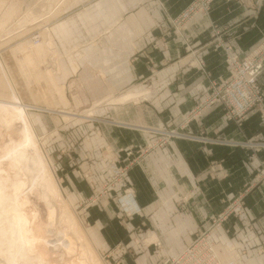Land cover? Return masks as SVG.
Segmentation results:
<instances>
[{
  "label": "crops",
  "instance_id": "crops-1",
  "mask_svg": "<svg viewBox=\"0 0 264 264\" xmlns=\"http://www.w3.org/2000/svg\"><path fill=\"white\" fill-rule=\"evenodd\" d=\"M22 1L34 8L41 2ZM193 1L70 0L50 25L60 68L55 78L60 93L49 86L41 65L44 46L38 54L24 50L31 40L28 34L2 51L27 103L80 113L103 102L93 108L91 119L92 114L81 118L40 108L35 110L34 123L50 143L64 144V161L55 144L49 150L74 202L82 204L103 187L98 195L101 200L84 208L97 245L110 251L117 244L132 241L137 245L142 240V245L133 248L136 255L126 253L124 259H116L123 260L120 264H133V258L136 264L139 257H145L147 264L156 260L159 264L180 254L210 228L213 216L228 212V205L239 195L245 196L249 206L244 224L255 227L258 241L252 249L256 256L247 257V264L264 262V146H257L255 152L253 147L175 136L159 150L141 152L153 145L158 135L152 129L159 127L183 134H220L233 140L254 133L264 137L258 112L250 114L240 128L227 124L222 109L209 110L202 119L187 122L190 117L186 118L191 110L194 113L202 93L200 84L216 81L225 72V52L210 45L205 57L214 75L204 77L190 65L196 61L193 57L200 58V42L210 38V23L223 28L226 39L234 37L239 53L247 55L264 39V4L247 7L213 0L209 19L199 16L183 32L179 25L174 29L172 20L179 19ZM260 80L264 81V75ZM141 89L149 91L137 102H104L110 96ZM75 94L83 101L78 108ZM113 162L128 170L123 183L107 188ZM254 170L260 171L257 183L249 186ZM232 220V216L226 220L224 231L231 230ZM255 235L246 233L245 250L249 251L248 243Z\"/></svg>",
  "mask_w": 264,
  "mask_h": 264
},
{
  "label": "rangeland",
  "instance_id": "rangeland-1",
  "mask_svg": "<svg viewBox=\"0 0 264 264\" xmlns=\"http://www.w3.org/2000/svg\"><path fill=\"white\" fill-rule=\"evenodd\" d=\"M69 1L70 0H66V1H64V0L63 1L62 0H41V2L34 8L33 6H31V4L30 5L25 4V1L23 2L22 0H5L4 1L5 5L2 8L3 10L1 9L2 11L0 13V19L2 17H4V16L1 17V15L5 14V12L3 13V11L7 12V10L9 8H11V4H12V7H14L15 9H14V14L12 13L13 11L11 12L12 17L11 16H10L11 18L8 17L9 18L8 23L5 25V27H4V25H2V27H4V28H0V41L2 39L4 40V38L7 37L4 41L2 40L0 42V55L3 56L4 60L6 61V58L2 52L3 48H5L12 41L16 40V38L28 34L27 36H29L31 40H30L28 47L24 48V50L26 51L27 49H30L33 46L31 41H32V38L34 36L41 33L43 36V39L48 37V34H47L48 31H46V30L50 29L51 23H53V21L57 17L60 16L61 12H63V10H65V7H67ZM212 1L213 0H194L193 3L190 4L183 11L184 13L179 17V19H177L175 21L172 20V23L174 25V29L177 30L178 27L181 26L180 29L183 32V30L185 28H187V26L191 22H193V20L198 18L199 16H203V17H206L207 19H209V16H210V13L212 10V8H211ZM228 1H235L238 4L243 5V6H247V7L248 6L252 7V4H255L258 6H261L262 4H264V0H228ZM5 16H7V15H5ZM8 16H9V14H8ZM4 18H2V19H4ZM6 21H7V19H6ZM33 23H34V25H31ZM36 26H38V28H35ZM40 26L46 30L45 31H42L43 29L40 30L41 29ZM209 27H210V38H208V36H207V38H206L207 40L205 42H200L201 48H200V51L197 52V54H199L198 58L199 57L200 58L197 60V58L193 57V59L196 61L194 63L191 62L190 65L196 66L197 68H199L201 70L200 71L201 74L204 77L208 78L210 76H213L215 73L214 72L215 69H213V68L210 69L209 67H207L206 57H205L207 55L206 53H208V51H209V45H210L213 49L215 48L216 50H223L225 52V54H226V58L224 60L225 72L222 76L218 75V79H216V81L214 79L213 81H210L207 85L203 84V83L200 84L201 92H202L201 96L197 100L194 113H193V110H191L190 112H188L186 114V118L188 116L190 117V118H188L187 122L194 120L196 118L202 119L204 114L207 111H209V110L211 111L214 108L216 110L222 109V111H224L222 117L224 120H226L227 124H234L236 127L238 126L239 128L242 126L243 122L250 116V114L257 113V112L260 114L261 120H263L262 122H264V81L260 80L261 76L264 75V66H263L261 72L258 74V76H256V81H257V84L259 86L257 96H259V98L262 99V101H257V97H253L255 99L254 104L252 106H250L249 108H247L244 112H240L237 110V103H235L237 101H231V98L236 99L237 95L242 96V93H241L242 90L237 85H243L244 86V82L235 83L233 85L231 84L230 89H228L229 86H226V85H228V82L238 81L240 79L241 75L244 76L240 72L239 69L248 58H251L254 56L251 59H253L254 61L260 60L261 55H264V49H261L262 47H264L263 46L264 45V39L256 47H254L247 55H241L236 48V44L234 43V40H235L234 37L226 39L224 37L223 28L221 29L220 26H218L215 23L211 22ZM19 30H21V31H19ZM12 33H15V34L12 35ZM49 37H50V35H49ZM184 39H185L184 42L188 40V38H184ZM190 47H192V46H190ZM190 47L188 48V52H192V51H190L191 50ZM261 50H262V54L256 55V53L258 51H261ZM49 57L47 60L50 59ZM47 62L49 63L51 61H47ZM6 63H7V61H6ZM10 70H11V68H10ZM15 83H16V80H15ZM16 85H17V83H16ZM17 88H18V85H17ZM141 90L143 92L138 91V90H136V91L135 90H129V91L123 92V93L115 95V96H110V97L106 98L104 100V102H107V103H123L125 101L126 102H129V101L137 102V101H139L140 95L146 96L145 95L146 91H149V89H141ZM140 92H142V93H140ZM21 95H22V93H21ZM22 97L24 98V103L30 106L28 112L31 116V119H32L34 126H35V123H34L35 110H38L40 108L42 111L44 110V111H48V112L72 114V116H75V117L80 116L81 118H88L87 115L92 114V116H90L88 118V119H91V118H93V108L95 106H98V105L103 103V102L96 103L92 107L86 108L80 113H74V111H72L69 108L68 109L67 108H51V107L43 108V107L37 106L35 104L32 105V104L27 103V100L23 95H22ZM74 100H75L76 108L80 107L83 103V101L81 100V98L79 97L78 94L74 95ZM81 108H84V107H81ZM200 122L203 125L202 121H200ZM23 128H24L23 123L19 120L14 121L10 127L7 126L6 124L4 125L2 122H0V176H2L0 179V183H3L2 178H4V177L6 179V182H9L8 176H11L12 178L14 177V175L17 176V174H15V172L17 171V169H15L17 167L16 166L17 162H15V157H13V155L17 154L18 156H22V154H26V150H27V148L23 145V143L25 142V136L22 132ZM170 128L169 127H166V128L159 127V128H155V129L153 128L152 129L153 132H155L156 130H159V129L164 131V132H156L158 137L156 138L155 141L161 142L162 140L167 139L168 141L166 143H168L175 136H177V137L181 136L180 138H187L190 140L199 139V140L206 141V142L212 141L214 144L232 145L234 147H236V146L237 147L242 146L245 148H252L253 147L252 149H254L257 146H261V147L264 146V137L263 136L261 137L260 134H256V133H254L252 136H250L248 138L233 140V139H227L224 136H220V134H217L215 136H209L208 134H197V133H192L189 131H188V133L183 134V133L178 132L179 130H177L175 128H171V129ZM35 129L37 131L38 137L40 138V141L42 142L43 148H44L46 154L48 155V157L51 161L55 175L58 178L61 187H63L62 189L64 190V192H66L65 194L67 196L68 203L65 204V206H66V208L69 209V211H71V213L73 215L75 214L74 217L76 218V220H78L77 225H79L78 227H79L80 231L82 230L84 233V234H82V240L81 241L77 240L79 243L77 241L74 242L73 240H75L76 236L73 233V230L67 226V223L63 218H60L61 215L58 217V215L60 214V209H61V208H58V207H60L59 202L57 203L56 201H54V202H56V204H55L56 216L53 217V219L50 221V214H51V212H50L51 207L50 206H53V204H52L53 198L52 197H50V199L44 198V196H43L44 190H42V188L40 187L41 186L40 184H37V186L35 185L34 188H32V187L28 188L27 191H29L31 188H32V191L30 190L31 192H29L27 194V196L29 198V203L27 205L28 207L26 206L27 214H29L30 220H32L33 217L35 218V219L33 218V220H32V222H33L31 225L32 233L30 235V238L32 237L31 239L34 240L33 238L37 237L34 240L37 242H35V244L33 242L34 246L31 248V250L34 249L33 250L34 253H32L33 251L32 252L30 251V254L31 253L34 254L32 256L35 257L36 263H38V264L39 263L64 264L65 262L66 263L69 262L70 264H73L72 261L74 259L78 260L79 256H81L80 255V253H81L80 249H82V250L88 249V246H89V248L92 247L90 249V252L93 253L92 255H94V256H92V255H89V256L90 257L92 256L93 258L98 259L102 264H120L121 261H119V260L124 259V255L126 253L136 255L137 252L133 248L135 246L138 247V245H142V240H139L137 245H134V243H132V241H130L131 243L126 242V244L119 245V246H117L118 245L117 244L116 246H114L112 248V250H110L112 252H110L108 250L103 251L97 245V243L95 241L96 238L94 235V231H93L92 227H90L87 224L86 214H85L86 211L84 208H87L88 206H91L92 204H95L96 202H99V200H101V197H99L98 195H99L100 191H102L103 187L97 188V190L95 189L96 192H94V194L92 196H88V198L82 204H80L81 202L79 204L74 202L71 199L70 195L68 194L69 191L66 187V182L63 179V176L61 175V172H60L61 168H59V166L55 163L53 155L50 153V150H49V147L52 144H55L57 147L56 151H57V154H58L60 160L64 161L65 160V154L67 153L64 146H63L64 144L63 143L60 144L58 141H57V143H52V141L50 143V140L45 139V137L37 130L36 126H35ZM169 132H176L178 134L177 135H170ZM166 143L161 148H163L166 145ZM23 149H25V150H23ZM159 149L160 148H158V150ZM252 149H250V150H252ZM254 150L256 152L257 148ZM254 150H252V151H254ZM66 156H68V155H66ZM250 159H251L250 162H252L253 159L251 157H250ZM253 167H255V166H253ZM253 173H254V177L252 178V180H250L251 183H249L250 184L249 186H251L253 183L254 184L257 183L256 178L258 177V173H260V171L257 172V170H254ZM20 175L22 178L24 177L23 179L30 178L29 174L23 175L21 173ZM29 181L30 180L28 179V182ZM121 183H123V182H121ZM124 185H126V182H124ZM7 186H9V184H7ZM114 186H116V184ZM43 189H44V186H43ZM128 189H129L128 187L124 188V192L126 193L127 191H129ZM242 196L243 195H239V196L233 198V200L231 202L232 204L228 205V207H227V208H230V210L228 212H226V218L219 221V226L214 227V229H216V231H218V233H217L218 236L215 239L213 238V236L216 232L213 229H212L213 235L211 234V237L214 239L212 241H219V240L223 241V242H218L217 245L216 244L215 245L217 247L216 250H217L218 255L224 261H227V262L233 261L235 258L234 256L236 255V261L233 264H247L248 263L247 262L248 260L246 261L247 257H248V259L254 258L256 255H253L254 252L252 249L257 248V242H258L255 239L256 238L255 227H252V225H249V227H246V225L248 223L244 224V222L247 221V220H245V216L248 214L247 208H249V206H248L247 202L245 201V196L243 198H242ZM48 200H51V202H52V203H50L51 205L48 204ZM57 209L59 210V212ZM57 213H58V215H57ZM220 214H222V213H218L216 216H213V217H217ZM37 215H39V216H37ZM231 216L233 219L232 220L233 225L231 226V230L225 228V231H224V229H223L224 223ZM54 218H57V219L60 218L62 221L60 219L55 220ZM213 221H214V218H212V222ZM240 223H242L243 225L242 224L240 225ZM39 229L42 230V232ZM47 229H53L54 231L52 232L51 235H47L48 234ZM55 229L57 231H55ZM247 231L250 233H253V235H255V237H252L251 242L248 243L249 244L248 245L249 251L245 250L246 248L243 246V240H245L246 233H248ZM38 233H40V234L38 235ZM65 235H67V239H66ZM208 235H209V233L207 232V234H205V236H208ZM73 236H75V237H73ZM85 236L87 238H84ZM88 238H89L90 244L85 243L86 241L88 242ZM47 239H54L53 240L54 242L53 243L51 242V244L50 243L46 244ZM84 239H86V241H84ZM68 240H69V242H68ZM65 242H67L69 245ZM226 242L229 243L231 246L232 245L235 246V247H232L233 252H231L229 250V248L226 246L227 245ZM76 243H78V245ZM35 246H37V247H35ZM79 246H81V247H79ZM23 247L24 246H21V248H23ZM73 248H74V250H73ZM124 248H125V250H123ZM35 249H37V250H35ZM75 249H77V250H75ZM38 250H40V251L46 250V253H44L45 251L42 252L44 255L45 254L47 255V256L45 255V257H43L45 259L42 258V255H43L42 253L37 252ZM68 250H69V252H68ZM259 250H261V249H259ZM259 250H257V252ZM87 251L89 252V249L85 251L86 254H87ZM18 252H20V251H18ZM245 252H246V254H245ZM39 253H40V255H39ZM67 253L68 254L71 253V254L68 255ZM16 254H17L16 256H21L20 255L21 252L16 253ZM51 254L53 255V257H51L52 256ZM86 254H85V256L82 254V257L83 256L86 257ZM260 254H262V253H260ZM67 255H68V258H67ZM75 255H76V257H75ZM241 256L242 257L245 256L244 261H242ZM2 258L3 257H0V262L2 264H5V262L8 264L7 259L5 258L6 260L3 261ZM117 258H119V260H116ZM71 259H72V261H70ZM133 259H134L133 264H135V258H133ZM47 260L50 262L48 263ZM51 260H53V261H51ZM76 260L73 261L74 264H76ZM83 260H85V259H83ZM41 261H43V262H41ZM78 262H79V260L77 261V263ZM136 262H137L136 264H147V260L145 257H139L136 260ZM69 263H67V264H69ZM121 263H123V260ZM153 263L156 264L158 262L156 260ZM223 263L226 264L225 262H222V264ZM124 264H127V262L124 261ZM251 264H257V262L254 261ZM258 264H264V262L260 261V262H258Z\"/></svg>",
  "mask_w": 264,
  "mask_h": 264
},
{
  "label": "bare ground",
  "instance_id": "bare-ground-1",
  "mask_svg": "<svg viewBox=\"0 0 264 264\" xmlns=\"http://www.w3.org/2000/svg\"><path fill=\"white\" fill-rule=\"evenodd\" d=\"M4 1L5 0H0V13L3 10L2 8L5 5ZM64 1H66V0H64ZM9 9L7 10V12L3 11V13L5 12V14L2 13L3 15H1V17L4 16L5 18L2 17L4 19H2V18H1L2 20L0 19V26H1L0 28H4L5 25L8 23V19L12 17L11 16L12 13L14 14L15 8L12 7V4H11V8H9ZM8 14H9V16H8ZM5 15H7V16H5ZM6 19H7V21H6ZM2 25H4V27H2ZM31 25H34V23ZM35 28H38V26H36ZM42 29L43 28L41 27L40 30H42ZM45 30L46 29H43L42 31H45ZM19 31H21V30H19ZM46 31H48L47 32L48 37L43 39V36L41 33H39L37 35L38 38H37V36L33 37L32 41H31L33 46L30 49H27L26 52H29L31 54H38V51L40 50L39 47L44 46L46 52L40 59L41 65L45 70L44 71V73L46 74L45 76L51 82L50 87L55 89L58 93H60L61 89L55 80L56 75L60 72V68H59V64H58V56H57V53L54 49V46L52 45L51 38L49 37L50 29H48ZM15 33H12V35H14ZM6 38L7 37H5L4 40ZM35 38H37V39H35ZM48 57L50 58L49 60H47ZM47 61H51L50 62L51 64L48 65ZM29 108H30V106L24 103V99L21 95L20 89L17 88L15 80L12 77V73H11L9 65L4 60L3 56L0 55V122H2L4 125L6 124L7 126L10 127L14 121H17V120L21 121L23 123V127H24L22 132L25 136V142L23 143V145L27 148L26 154H22V156H18L17 154L13 155V157H15V162H17V164H16L17 167L15 168V169H17V171L15 172V174H17V176L14 175L13 178L11 176H8L9 182H6V179L4 177V178H2L3 183H0V190H1L0 191V257H3L2 258L3 261H5L7 259L8 264H38L35 261V257L32 256V255H34V254H32V253H34V251H33L34 249L31 250V248L34 246L33 242H34V244H35V242H37V241H34L37 237L36 238L34 237L33 238L34 240L31 239L32 237L30 238V235L32 233L31 225L33 223L32 220L34 217L32 216L33 218H32V220H30L29 214H27V209H26V206L29 203V198H28L27 194L29 192H31L32 188H34L35 185L37 186V184H40L41 186L40 185L39 186L42 188V190H44L43 191L44 198H46V199L47 198L50 199V197L53 198V200H52L53 203L51 202V200H48L49 205H51L50 203L53 204V206H50L51 207L50 208V212H51L50 221L53 219V217L56 216L55 204H56V202L57 203L59 202L60 207H58V208H61V209H60V214L58 215V213H57V215H58V217L61 215L60 218H63L66 221L67 226L73 230V233L76 236V237L73 236V237H75V240H73V241L74 242L77 240L81 241L82 240V234H84L82 230L80 231V229L78 227L79 225H77L78 220H76V218L74 217L75 214L73 215L71 213V211H69V209L66 208V206H65V204L68 203L67 196H66L64 190L62 189L58 178L55 175L51 161H50L48 155L46 154V152L43 148V145H42V142L40 141V138L38 137L37 131H36L35 126L32 122L31 116L28 112ZM23 150H25V149H23ZM21 173L23 175L29 174L30 178L23 179L24 177L23 178L21 177V175H20ZM1 177L2 176H0V179H1ZM28 179L30 180L29 182H28ZM7 184H9V186H7ZM43 186H44V189H43ZM30 187H32L30 189L31 191L30 190L27 191L28 188H30ZM54 201H56V202H54ZM58 212H59V210H58ZM37 216H39V215H37ZM54 219L56 220L57 218H54ZM59 219H57V220H59ZM47 230H48L47 235H51L52 232L54 231L53 229H47ZM40 231L42 232V230H40ZM55 231H57V230L55 229ZM39 234L40 233H38V235ZM211 234L213 235V230H212ZM65 237L67 239V235H65ZM209 237H210V239H208V237H207L208 247L210 246V249H211L210 251L212 252V256L214 257V259L209 256L208 262L206 264H222V262H225L226 264H233L236 261V258H234L233 261H229V262L224 261L218 255L217 250H216L217 249L216 245L218 242L212 241L214 239L211 237V235ZM84 238H87V237L85 236ZM53 240L54 239H47L46 244L47 243L51 244V242L53 243L54 242ZM84 241H86V239H84ZM68 242H69V240H68ZM89 242L90 241L88 238V242L86 241L85 243L90 244ZM65 243H67V242H65ZM78 243H76V244L78 245ZM228 244L229 243H227L226 246L229 248V250L231 252H233L232 247H235V246L234 245L231 246L230 244L229 245ZM21 246H24V247L21 248ZM35 247H37V246H35ZM79 247H81V246H79ZM202 247H204V245H202ZM91 248H89V246H88L89 252L87 251V254L85 251L88 249H83V250L80 249L81 253L84 256L86 254V257H84V256L82 257V254L80 253L81 256L78 255L79 256V259H78L79 262L77 263L78 260H76V259H74L73 261L76 260V264H102L98 259L92 257L94 255H92L93 253L90 252ZM185 249L181 253H184ZM35 250H37V249H35ZM46 250H43V251L38 250L37 252L42 253L45 251L44 253H46ZM73 250H74V248H73ZM75 250H77V249H75ZM18 251L21 252V254H20L21 256H16L17 255L16 253H20ZM30 251L31 252L33 251V252L30 254ZM68 252H69V250H68ZM40 253H39V255H40ZM70 254H68V255H70ZM43 255H42V258L45 257L46 254L44 256ZM68 255H67V258H68ZM89 255H92V256L90 257ZM51 257H53V255ZM75 257H76V255H75ZM43 259H45V258H43ZM83 259H85V260H83ZM48 260H47V262L49 263L50 261H48ZM51 261H53V260H51ZM70 261H72V259ZM73 261H72V263L74 264ZM41 262H43V261H41ZM67 263H69V262H67ZM0 264H2V263L0 262ZM5 264H7V263L5 262ZM39 264H44V263H39Z\"/></svg>",
  "mask_w": 264,
  "mask_h": 264
},
{
  "label": "built area",
  "instance_id": "built-area-1",
  "mask_svg": "<svg viewBox=\"0 0 264 264\" xmlns=\"http://www.w3.org/2000/svg\"><path fill=\"white\" fill-rule=\"evenodd\" d=\"M261 49H264V47H262ZM261 54H262V50L256 53V55H261ZM251 58H248L239 69L244 76L241 75L238 81L235 82L230 81L228 82V85H226L229 86L228 89H230L231 84L233 85L235 83L244 82V86L237 85L242 90L241 92L242 96L237 95L236 99L231 98V101H237L235 103H237V110L240 112H244L247 108H249L254 104L255 99L253 97H257V101H262V99H260L259 96H257L259 86L256 81V76H258V74L261 72L264 66V55H261L260 60L258 61H254ZM156 132H164V131L159 129L156 130L154 133ZM169 134L177 135L178 133L169 132ZM167 141H168L167 139L162 140L161 142L154 141L151 147L147 146L146 148H142L141 152L143 154L144 153L148 154L152 150H157L158 148H161ZM128 154H132L131 149L128 150ZM112 167H113V173L107 180L106 183L107 188L123 182V179L126 176L128 170V168L119 167L114 162L112 163ZM213 218L214 221L212 222L210 228L203 231L199 236V238H197L194 241V243H192L185 249L184 253L167 257L164 261H162L159 264H206L208 262L209 256L214 259V257L212 256V252L210 251L211 250L210 246L208 247L207 237L211 235L212 229L214 230V227L219 226V221L226 218V213H222L217 217H213ZM207 232L209 233V235L205 236ZM208 239H210V237ZM202 245H204V247H202Z\"/></svg>",
  "mask_w": 264,
  "mask_h": 264
}]
</instances>
